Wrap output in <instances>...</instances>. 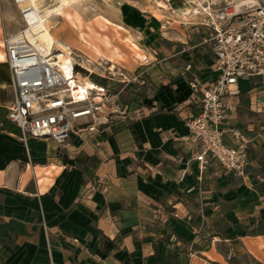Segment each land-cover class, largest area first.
<instances>
[{"label":"crops","instance_id":"0c3cea01","mask_svg":"<svg viewBox=\"0 0 264 264\" xmlns=\"http://www.w3.org/2000/svg\"><path fill=\"white\" fill-rule=\"evenodd\" d=\"M189 27L170 50H132L120 62L151 56L131 68L121 94L140 115L75 131L60 147L40 139L47 150L34 155L7 117L13 95L0 39V264H229L242 254L244 237H221L212 223L243 203L257 209L251 223L264 213V78L240 80L231 98L227 126L247 141L244 174L210 160L199 183L188 78L205 89L217 72L201 44L206 30ZM263 237H248L247 249Z\"/></svg>","mask_w":264,"mask_h":264},{"label":"built area","instance_id":"2783aa9c","mask_svg":"<svg viewBox=\"0 0 264 264\" xmlns=\"http://www.w3.org/2000/svg\"><path fill=\"white\" fill-rule=\"evenodd\" d=\"M190 6L196 20L192 25L207 32L201 44L212 53L217 72L216 80L205 89L197 77L188 78L195 111L186 126L196 145L197 179L202 181L210 160L227 174L242 176L248 164L247 141L238 128L227 125L238 82L264 78V0H191ZM27 14L22 13L25 26L4 37L13 95L7 117L19 128L23 142L36 138L60 147L75 131L95 132L114 116L140 115L138 110L131 112L121 98L129 82L126 76L119 74L120 86L113 89L83 87L77 78L79 63L74 57L59 60L61 51L42 42ZM199 93L202 97L195 98Z\"/></svg>","mask_w":264,"mask_h":264},{"label":"rangeland","instance_id":"374dc122","mask_svg":"<svg viewBox=\"0 0 264 264\" xmlns=\"http://www.w3.org/2000/svg\"><path fill=\"white\" fill-rule=\"evenodd\" d=\"M42 2L58 8L44 20H47L55 40L60 45L68 46L72 52L71 56L79 63L78 75L89 77L91 85L94 81L111 89L118 86L119 74L127 77L131 68L151 59L150 55L141 56L139 60L129 56L128 62L122 66L120 62H123L125 55L128 56L132 50L144 51L142 48L153 49L159 45L170 50V44L179 45L185 40L190 31L189 26L196 21L190 13L185 14L187 11L185 8L190 10L191 6L184 5L183 0H66L65 5L58 3L57 0ZM22 13L24 12L17 0H0L2 45L5 36L25 26ZM129 41L137 49H132ZM59 44L53 46L57 48ZM84 59H91V62L82 63ZM112 63L117 73L110 71ZM81 69L86 70L87 74L85 75ZM215 75L216 73L212 74ZM108 77L116 79L113 81ZM3 110H6V107ZM27 143L31 155L47 150L46 142L43 140L28 138ZM246 204L243 203L238 209L231 210L224 218L215 219V223L212 224L216 222L219 224L215 231L219 232L221 237L232 235L235 241H240L241 236L244 237L243 243L238 244L242 248L240 250L242 254L237 252L231 257L232 260L231 258L227 260L229 264H264V239L249 243V250L245 244L248 237L264 232V213L257 215L259 218L255 223H251L256 215L253 212L257 209H251V206ZM206 260L208 263L216 264L211 259ZM196 262L206 264L202 260ZM220 264L225 263L221 260Z\"/></svg>","mask_w":264,"mask_h":264},{"label":"bare ground","instance_id":"6f19581e","mask_svg":"<svg viewBox=\"0 0 264 264\" xmlns=\"http://www.w3.org/2000/svg\"><path fill=\"white\" fill-rule=\"evenodd\" d=\"M17 1H18L19 5L22 7V11L28 13L27 15L29 17V23H30L31 27L35 31L38 32L39 38L42 40V42L44 44H46L47 46H49V45L53 46V45L59 44L55 40L53 35L51 34L52 32H50V30H49L47 20H44V18L49 17L52 12H54V11L56 12L58 10V8L57 7L53 8V4L46 5L42 2V0H17ZM57 1H58V3H61L62 5L66 4V0H57ZM190 2H191L190 0H183L184 5H186ZM186 10H185L186 11L185 14L188 13V9H186ZM183 12H184V10H183ZM129 43H130V46H132V49L133 48L137 49V47L135 45H133L130 41H129ZM4 46H5V43H4ZM56 47L58 48V50L61 51V54L59 55V60L64 61V62H68L70 60L71 61L73 60V57L71 56L72 52L70 51L68 46H64V45L59 44ZM76 62H77V60H76ZM90 62H91V59H89V60L84 59L82 61V63H85V64L90 63ZM114 68H115V65L112 63L110 65L109 69H110V71L117 73L114 70ZM77 78L80 81V83L83 85V87H86L87 89L90 88V89H99L100 90L102 88V86L100 84H97L94 81H92V85H91L89 79L86 77H80L79 75H77Z\"/></svg>","mask_w":264,"mask_h":264},{"label":"trees","instance_id":"16d2710c","mask_svg":"<svg viewBox=\"0 0 264 264\" xmlns=\"http://www.w3.org/2000/svg\"><path fill=\"white\" fill-rule=\"evenodd\" d=\"M80 68H78V66H77V71L79 70ZM83 72H84V74L86 75L87 74V72H86V70H84V69H81ZM92 75V74H91ZM260 234H264V232H259V233H257L256 235H260ZM233 258H231L230 260H232Z\"/></svg>","mask_w":264,"mask_h":264}]
</instances>
